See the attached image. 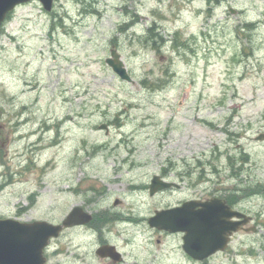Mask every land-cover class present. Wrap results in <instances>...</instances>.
Listing matches in <instances>:
<instances>
[{
  "label": "rangeland",
  "instance_id": "rangeland-1",
  "mask_svg": "<svg viewBox=\"0 0 264 264\" xmlns=\"http://www.w3.org/2000/svg\"><path fill=\"white\" fill-rule=\"evenodd\" d=\"M209 5L56 0L51 11L39 1L14 10L0 33L1 216L59 223L75 205L140 200L133 187L154 174L180 184L174 199L233 183L240 209L261 225L234 236L226 263L264 264V194L245 192L264 188L255 139L264 133V0ZM150 26L171 43L149 46ZM113 48L133 82L106 63ZM169 193L144 197L139 210L171 202ZM62 242L51 241L48 264H62Z\"/></svg>",
  "mask_w": 264,
  "mask_h": 264
},
{
  "label": "flooded vegetation",
  "instance_id": "flooded-vegetation-1",
  "mask_svg": "<svg viewBox=\"0 0 264 264\" xmlns=\"http://www.w3.org/2000/svg\"><path fill=\"white\" fill-rule=\"evenodd\" d=\"M237 176V180L241 182L240 175ZM180 188L179 185L155 195L141 189L139 193L144 196L140 200L122 198L116 200L114 205L101 206L99 211L91 210L93 217L90 222L70 229V241L65 242L68 229L63 231L62 264H163V256L165 264H216L214 259L217 257L221 258L217 264H227V249L217 251L204 260H196L184 249V232H169L151 227L149 218L158 208L177 207L187 201H192L193 210H199L202 202L213 198L222 199L233 209L241 210L242 189L236 184L226 185L221 182L214 188L204 187L200 195L192 192L164 205H156L148 215L139 210L138 204L146 202L144 197L154 199L166 192L176 194ZM123 200H126L128 206L120 205ZM252 222L259 229L261 221L257 216H253ZM77 235H81V240L77 239ZM169 237H174V243L166 242Z\"/></svg>",
  "mask_w": 264,
  "mask_h": 264
},
{
  "label": "water",
  "instance_id": "water-1",
  "mask_svg": "<svg viewBox=\"0 0 264 264\" xmlns=\"http://www.w3.org/2000/svg\"><path fill=\"white\" fill-rule=\"evenodd\" d=\"M27 1L30 0H0V24L17 4ZM40 1L47 10L52 9L54 0ZM106 61L121 78L132 80L116 49H112L111 56ZM257 139H264V135ZM170 185L162 183L156 176L151 189L155 191ZM188 207L187 203L179 208L158 211L150 222L153 226L171 231H184L186 250L197 258H204L227 246L228 235L239 229L238 221L231 220L232 216L246 217L243 223L250 220L244 213L235 212L215 200L204 204L201 215L189 214ZM89 219L90 214L81 207H75L66 224L71 226L85 223ZM61 230L62 225L48 221L21 222L13 218H0V264H45L44 249L52 237L59 236Z\"/></svg>",
  "mask_w": 264,
  "mask_h": 264
},
{
  "label": "trees",
  "instance_id": "trees-1",
  "mask_svg": "<svg viewBox=\"0 0 264 264\" xmlns=\"http://www.w3.org/2000/svg\"><path fill=\"white\" fill-rule=\"evenodd\" d=\"M217 2H218V0H216ZM212 2V0H210L209 1V3H211ZM248 28H249V30H251L252 29V24H250V25H246ZM148 33H150V35L148 34L147 35V37H146V39L148 40V41H152L153 43H154V46H156L157 45V48H158V45H159V43L161 42V41H163V37L161 36V35H159L158 33H154V27H151V28H149L148 29ZM159 38V39H158ZM178 40V38H175V41H177ZM158 41V42H157ZM164 42V41H163ZM161 80V79H160ZM144 83H145V81H144ZM162 83V82H161ZM145 84H148V83H145ZM159 84V83H158Z\"/></svg>",
  "mask_w": 264,
  "mask_h": 264
},
{
  "label": "bare ground",
  "instance_id": "bare-ground-1",
  "mask_svg": "<svg viewBox=\"0 0 264 264\" xmlns=\"http://www.w3.org/2000/svg\"><path fill=\"white\" fill-rule=\"evenodd\" d=\"M17 159V158H16Z\"/></svg>",
  "mask_w": 264,
  "mask_h": 264
}]
</instances>
